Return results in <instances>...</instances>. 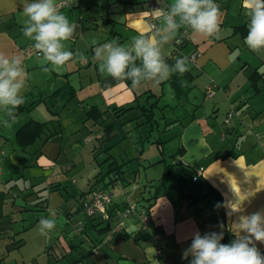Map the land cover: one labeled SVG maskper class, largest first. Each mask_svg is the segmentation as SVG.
Listing matches in <instances>:
<instances>
[{
  "label": "crops",
  "instance_id": "obj_1",
  "mask_svg": "<svg viewBox=\"0 0 264 264\" xmlns=\"http://www.w3.org/2000/svg\"><path fill=\"white\" fill-rule=\"evenodd\" d=\"M57 1H68L69 5L60 12L77 25L73 38L63 42L65 48L83 53L85 60L70 61L53 69L42 55H24V50L33 46L34 41L22 32L27 17L23 15L21 0H0V53L20 56L28 76L22 93L24 103L15 111V119H9L0 108V264H191L192 255L184 259L183 254L190 248L196 232L202 236L221 231L225 234V228L229 230L238 215L264 211V50H250L246 36L234 29L243 24L248 28L250 18L244 0H214L220 8L221 20L216 36L207 37L189 29L181 55L188 57L196 53V59L195 63H188L189 78L181 79L187 93L177 97L171 77L161 83H169L173 91L169 103L160 108L166 107V116L155 119L163 92L158 95L154 109L156 131L158 135L160 132L167 135L164 141L157 138L160 143H155L157 139L153 141L162 149L158 161L164 163L159 178L161 188H156L153 180L144 181L145 184L139 183L140 178L137 181L141 167L150 170V163L137 157L135 172L122 168L117 179L111 176L106 180H114L109 186H95L94 178L99 171L95 174L94 167L95 175L87 179L89 187L71 193L66 190L65 198L53 203L51 195L62 198L60 189L67 186L49 182V195L42 197L39 186L45 185L46 176L40 172L54 167L64 153L58 140L67 132L65 125H75L78 112L85 110V106L88 111L95 108L102 113L100 121L105 123L111 112L116 114L114 109L136 105V91L127 82H117L106 71L100 72L94 48L111 41L130 47L133 37L151 34L150 18L156 19L157 26L161 25L155 9L167 10L173 3V0ZM170 42L162 48L165 60L170 59ZM254 72L261 74L256 83L258 93L250 80ZM211 81L217 88L213 97L208 98L205 88ZM146 91L150 92L147 89L141 94ZM153 102L150 99L147 104ZM230 111L234 113L233 120L226 128L223 118ZM132 112L135 110L123 117ZM220 112L222 122L217 123L212 114L216 116ZM115 116L121 118L120 114ZM139 117L141 113L136 119ZM5 119H9L7 126L3 123ZM30 121H53L48 133L52 136L46 141L47 134L43 135L22 151L15 143V135ZM144 122L142 125H149ZM224 132L226 137L221 139ZM173 140L177 144L167 155L164 148ZM92 153L97 154L94 150ZM165 157L170 158L169 163H165ZM177 163L185 167L187 174L182 193L178 188L181 166ZM165 165L173 167L162 180ZM175 169L177 174L172 176ZM199 169H202L199 179L192 182ZM189 178L192 187L186 182ZM20 179L24 180L22 185L18 184ZM133 183L139 188L134 192L135 198L149 209L151 228L140 231L130 219L118 235L107 241L112 227L106 228L115 225L114 216L123 210V193ZM96 188L112 195L109 222L87 219L80 211L81 199ZM212 194L220 196L224 217ZM189 195L200 199L192 200ZM231 204L240 206L241 211L229 216ZM49 210H62V214H50ZM42 217L56 222L47 235L39 231ZM74 221H82V232H75ZM154 234L158 235L157 239ZM256 247L264 254V243L257 242Z\"/></svg>",
  "mask_w": 264,
  "mask_h": 264
},
{
  "label": "clouds",
  "instance_id": "obj_2",
  "mask_svg": "<svg viewBox=\"0 0 264 264\" xmlns=\"http://www.w3.org/2000/svg\"><path fill=\"white\" fill-rule=\"evenodd\" d=\"M244 3L250 18L245 43L250 50L259 52L264 50V0H244ZM21 4L23 15L27 17L23 35L34 41L33 47L53 69L70 61L85 60L83 53L65 48L63 42L73 38L77 25L58 10L56 0H21ZM155 12L159 14L161 25H153L150 35L133 37L130 47L111 41L94 48V59L100 64L101 73L106 71L120 83L130 80L132 89H139L146 82L159 86L174 73L183 75L189 70L187 57L177 58L170 66L162 52L163 46L181 27L207 37L216 36L220 31V8L214 0H173L167 10L157 8ZM27 78L20 56L0 53V108L9 119H15V111L24 103L22 93ZM9 119L3 121L5 126ZM230 208L229 216L241 211L240 206L233 204ZM55 224L54 219L42 217L40 233L47 235ZM229 231L235 239L227 244L221 243L223 231L203 236L196 232L183 258L191 254V264H264V254L256 247L257 242L264 243V211L238 215Z\"/></svg>",
  "mask_w": 264,
  "mask_h": 264
},
{
  "label": "rangeland",
  "instance_id": "obj_3",
  "mask_svg": "<svg viewBox=\"0 0 264 264\" xmlns=\"http://www.w3.org/2000/svg\"><path fill=\"white\" fill-rule=\"evenodd\" d=\"M145 86L146 88H144ZM147 89H149L150 92H152L155 96L160 95L161 92L164 93V98L159 102V108L156 109L155 119L158 121V117L161 118L163 114L165 116L167 115L165 111L166 107L162 110L160 108H162L166 103H169V99L173 97V91L169 83L160 84L159 86H154L151 82L143 83L139 89H134L137 96L139 97L138 102L142 105L146 103V96L142 95L141 93ZM88 109L89 108L85 106V110L78 112L77 122L75 125H65L67 132L70 130L72 131L71 133H67L65 130V133L59 137L58 142L59 145L64 148V151L62 150L64 153L61 154L55 161L56 165L52 168H46L40 172V174L46 176L44 178L45 185L39 186V189H41L39 191L40 195L42 197H47L49 195L47 191L49 182H59L61 185L67 186L65 190L62 187L60 189L62 198L55 194L51 195V201L53 203L57 200L60 201L61 199H64L66 190L71 193L86 189L89 187L87 181L88 178H91L93 175H95L97 171H102L103 173L106 172L107 163H103V161L109 156L112 157L110 161L115 160L118 165L124 164L122 168L127 169L129 172H135V170H137L136 162L138 159L135 161V158L141 157L142 161L150 163V170L145 171L142 169L143 167H141L137 181L138 178H140L139 183L145 184L144 181L148 182L149 180H153V182L157 184L155 187L161 188L159 178L164 163H159L156 165V162L161 159L159 152L162 149L158 148L156 144L153 143V141H155L157 138H161L164 141L165 138H167V135H164L161 132V135H158L155 124L152 126L151 124L142 125L145 117H139L136 119L140 115V112L135 110V112H132V115H125L124 117L121 115V118H119L120 116L116 117L115 115L117 114L111 112L112 115H110L109 120L103 125L108 126L114 121H117L118 123L115 122V130H113L107 137H103L102 135L104 134V127L102 123H96L91 119H88L86 117ZM212 116L217 121V123L222 122L220 121L221 117L223 116L222 112L216 116L212 114ZM127 118L130 119V121L127 120ZM159 121L162 123L163 120L160 119ZM138 124L140 126H137ZM87 138L90 140L86 141ZM166 144L167 146L164 148L165 153L169 155L168 153L173 151L177 141L173 140L172 142H167ZM92 150L97 152L95 156L92 153ZM54 158L55 157L53 156V159ZM165 158V163H169L170 158ZM97 164L99 168H97ZM154 166H158V168H154ZM94 167H96V172ZM177 170L178 169H175L176 172L172 176L177 174ZM31 173L32 171L29 172V174ZM170 180L171 179H169V181ZM23 182L24 180L20 179L18 184L22 185ZM186 182L188 185H190L189 187L194 185L191 183L190 178L186 180ZM56 214L59 215L62 214V212H58ZM29 247L30 245H28L26 248Z\"/></svg>",
  "mask_w": 264,
  "mask_h": 264
},
{
  "label": "built area",
  "instance_id": "obj_4",
  "mask_svg": "<svg viewBox=\"0 0 264 264\" xmlns=\"http://www.w3.org/2000/svg\"><path fill=\"white\" fill-rule=\"evenodd\" d=\"M57 8L60 11L63 8H66L69 4L68 1H57ZM149 28L152 31L153 25H157V21L155 18L149 19ZM189 38V29L181 28L178 31V35L170 42V58L177 59L183 58L181 55V47L185 41ZM24 55L26 57H40L41 54L37 52V50L33 46H29L24 50ZM188 58V63H195L196 53L191 54ZM217 88V84L214 81L209 82V84L205 88V94L208 98L213 97L215 90ZM233 111L227 113L224 119V125L228 128L233 120ZM226 133H222L220 135L221 139H225ZM90 139L87 138L86 141ZM202 169L196 171V175L192 178V181H197L198 176ZM139 188L137 184L133 183L130 185V189L126 190L124 194V203L123 210L116 213L114 218L116 219L115 225L109 231L110 234L107 237V241L112 240V238L118 235L125 227L127 220H134L140 231H149L151 228V217L150 212L147 207L140 205L137 199L134 196V192ZM112 195L104 189L96 188L86 194L81 199L80 211L87 219H100L103 222H109L111 220L110 214L108 212L109 205L111 204ZM50 214H56L58 212H62V210H49ZM72 226L75 232L80 233L84 230V225L82 221H74L72 222ZM155 239L158 238L157 234L153 236ZM160 253V252H157ZM193 259V257H192Z\"/></svg>",
  "mask_w": 264,
  "mask_h": 264
},
{
  "label": "trees",
  "instance_id": "obj_5",
  "mask_svg": "<svg viewBox=\"0 0 264 264\" xmlns=\"http://www.w3.org/2000/svg\"><path fill=\"white\" fill-rule=\"evenodd\" d=\"M236 32H239L241 35L243 36H247L248 34V28L246 27V25H241V26H237L234 28ZM176 62V59L170 58L166 60V63H168L170 66L174 65ZM137 65H139L140 61L136 62ZM182 78H189L188 75V71L185 72L183 75H180L178 73H174L171 76V85L175 91V94L177 97H180L181 95H185L187 93V89H185L182 84H181V79ZM261 78V74L254 72L251 76H250V80L252 82L253 88L255 90L256 93L259 92V89L256 87V83L257 81ZM127 84L129 85V87L131 88V81H127ZM146 96V104L145 105H141L138 102V96H136L135 98V107H121V108H116L113 111H115L116 114H120L123 115L131 110H138L141 113L142 117H145V122L144 123H149V124H154L156 123L154 120V109L156 108V103L159 100L160 96H154L153 94H150L149 91L144 92V94ZM150 99H154V102L152 104H147V102ZM102 113H100L97 109L93 108L90 109L87 113H86V117L88 119H91L94 122H98V123H102V125L104 124L103 121H100L102 118ZM53 121L49 122V123H39V122H35V121H30L28 123H26L25 125H23L17 132L15 135V143L16 145L22 150L25 151L27 147L32 146L35 144V142L40 139L43 135L45 136L46 134V141H48V139H50V137L52 135H49V131H50V126L53 125L52 124ZM115 126V122H113L112 124L108 125V126H103V132H104V136H108L109 133H111L114 129ZM152 126V125H151ZM54 135V134H53ZM161 141L159 139H157L155 141V143H160ZM174 158V157H172ZM112 159L111 156H109L108 158H106L103 163H107V170L106 172H102L100 171L94 178V185L97 186L99 184H103L104 186H109L111 183L114 182V180H109L108 182H106V180L108 178H110L111 176L114 178L113 179H117L121 173V169L124 166V164L118 165L117 162L115 160H111ZM163 161H160L158 163H162ZM178 166H181V177L178 180V188L181 190V193L183 191V180L186 177V171H185V167L182 166V164L177 163ZM172 165H165L164 166V171L162 173V180L167 177L168 175H170L171 169H172ZM186 174V175H185ZM111 177V178H112ZM199 178H197L198 180ZM192 180V179H191ZM193 182V181H192ZM196 182V181H195ZM215 195V200L217 201V206H219V209L221 211V215L224 217V213L222 211L221 208V198L219 195L216 194H212ZM183 196V194H182ZM187 197V195H186ZM189 197L192 200H199L200 197H194L192 195H189ZM182 199L184 200V197H182ZM141 205V204H140ZM144 206V205H142ZM146 207V206H144ZM114 226V224H113ZM112 225H108V227L106 229H109L111 227H113ZM111 230V229H110ZM233 239H235V236L233 235V233H231L228 229L225 228V234H224V238L222 239L221 243L227 244L230 243Z\"/></svg>",
  "mask_w": 264,
  "mask_h": 264
}]
</instances>
